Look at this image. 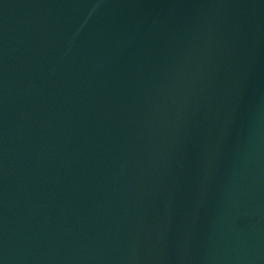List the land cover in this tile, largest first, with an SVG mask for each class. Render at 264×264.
Returning <instances> with one entry per match:
<instances>
[{
    "label": "water",
    "instance_id": "95a60500",
    "mask_svg": "<svg viewBox=\"0 0 264 264\" xmlns=\"http://www.w3.org/2000/svg\"><path fill=\"white\" fill-rule=\"evenodd\" d=\"M0 264H264V0H0Z\"/></svg>",
    "mask_w": 264,
    "mask_h": 264
}]
</instances>
